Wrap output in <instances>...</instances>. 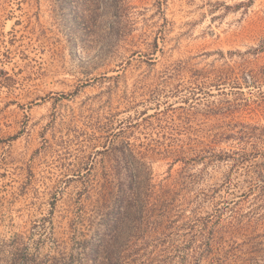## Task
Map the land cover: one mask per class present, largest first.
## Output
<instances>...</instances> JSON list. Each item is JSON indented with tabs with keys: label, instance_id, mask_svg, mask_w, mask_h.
I'll list each match as a JSON object with an SVG mask.
<instances>
[{
	"label": "rangeland",
	"instance_id": "obj_1",
	"mask_svg": "<svg viewBox=\"0 0 264 264\" xmlns=\"http://www.w3.org/2000/svg\"><path fill=\"white\" fill-rule=\"evenodd\" d=\"M0 264H264V0H0Z\"/></svg>",
	"mask_w": 264,
	"mask_h": 264
}]
</instances>
